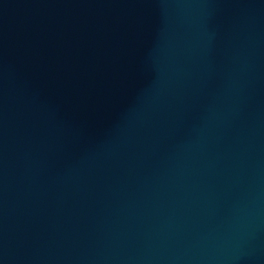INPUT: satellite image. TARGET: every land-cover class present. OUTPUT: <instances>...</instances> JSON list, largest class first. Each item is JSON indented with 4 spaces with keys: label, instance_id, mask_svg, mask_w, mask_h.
<instances>
[{
    "label": "water",
    "instance_id": "obj_1",
    "mask_svg": "<svg viewBox=\"0 0 264 264\" xmlns=\"http://www.w3.org/2000/svg\"><path fill=\"white\" fill-rule=\"evenodd\" d=\"M0 264H264V0H0Z\"/></svg>",
    "mask_w": 264,
    "mask_h": 264
}]
</instances>
